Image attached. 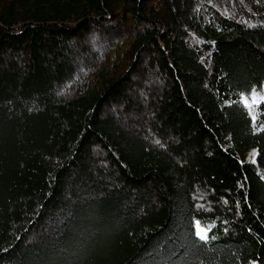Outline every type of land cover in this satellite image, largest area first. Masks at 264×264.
Wrapping results in <instances>:
<instances>
[{"label":"trees","instance_id":"1","mask_svg":"<svg viewBox=\"0 0 264 264\" xmlns=\"http://www.w3.org/2000/svg\"><path fill=\"white\" fill-rule=\"evenodd\" d=\"M263 87L264 0H0V264H264Z\"/></svg>","mask_w":264,"mask_h":264},{"label":"rangeland","instance_id":"2","mask_svg":"<svg viewBox=\"0 0 264 264\" xmlns=\"http://www.w3.org/2000/svg\"><path fill=\"white\" fill-rule=\"evenodd\" d=\"M255 91L258 94L257 101L255 103H253L251 100L252 91L249 94L242 95L241 100L243 102L242 98L245 96L249 98V103L252 104V107L251 109H249L248 107L247 108L249 109L252 117H255V119H253L254 124L260 130L262 127H264V102H260V97L264 96V87L261 89H255ZM256 154L257 151L255 149L251 150L246 157L247 161L254 162L256 160ZM197 221L200 223L201 227L208 229V239L206 240L207 242H214L220 237V231L218 229H215V222L202 223L200 220ZM251 264H258V262L255 261Z\"/></svg>","mask_w":264,"mask_h":264},{"label":"snow or ice","instance_id":"3","mask_svg":"<svg viewBox=\"0 0 264 264\" xmlns=\"http://www.w3.org/2000/svg\"><path fill=\"white\" fill-rule=\"evenodd\" d=\"M257 97H258V94L256 93L255 89L252 90V94H251V100L253 103H255L257 101ZM243 103L249 108L251 109L252 107V104L249 103V98L247 96L243 97ZM260 102H264V96L260 97ZM253 119H255V117H253ZM261 131H264V127H262L260 129ZM194 227L196 229L195 231V235L200 239V240H203V241H206L208 239V236H207V231L208 229L204 228V227H201L200 223L197 221L195 222L194 224Z\"/></svg>","mask_w":264,"mask_h":264}]
</instances>
